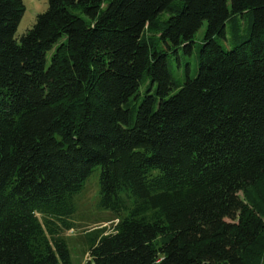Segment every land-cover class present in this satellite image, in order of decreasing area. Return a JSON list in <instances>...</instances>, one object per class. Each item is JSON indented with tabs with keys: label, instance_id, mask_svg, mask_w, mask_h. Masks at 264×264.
<instances>
[{
	"label": "trees",
	"instance_id": "trees-1",
	"mask_svg": "<svg viewBox=\"0 0 264 264\" xmlns=\"http://www.w3.org/2000/svg\"><path fill=\"white\" fill-rule=\"evenodd\" d=\"M48 1L0 0V264H72L98 165L87 264H264V0Z\"/></svg>",
	"mask_w": 264,
	"mask_h": 264
},
{
	"label": "rangeland",
	"instance_id": "rangeland-1",
	"mask_svg": "<svg viewBox=\"0 0 264 264\" xmlns=\"http://www.w3.org/2000/svg\"><path fill=\"white\" fill-rule=\"evenodd\" d=\"M25 3V11L18 26L17 36L24 33L29 27L34 25L37 15L46 10L48 0H23ZM230 3V0H229ZM239 22L242 27H246L249 21V15L239 14ZM244 17V18H243ZM232 21L227 22V39L232 31ZM208 22L205 21L201 28L195 34L194 49L192 52H187L183 46L179 47L177 53H173L171 67L175 77L184 78L186 69L190 64L191 72H194L196 67L197 47L205 37ZM218 41L226 47L231 46V41L221 36H217ZM100 165L96 166L89 176L83 192L77 200V211L74 216L75 225L72 229H65L63 233L68 238V244L71 252L72 264H87L90 257L89 254V238L87 232L95 227L105 225L107 230H110L118 221L115 214L109 208H104L99 205V176ZM44 221L43 215H40ZM64 264V263H62Z\"/></svg>",
	"mask_w": 264,
	"mask_h": 264
}]
</instances>
